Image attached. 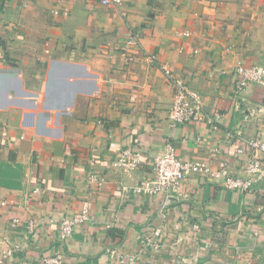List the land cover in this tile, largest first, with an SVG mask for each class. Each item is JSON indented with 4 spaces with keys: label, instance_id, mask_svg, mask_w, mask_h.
Masks as SVG:
<instances>
[{
    "label": "crops",
    "instance_id": "0c3cea01",
    "mask_svg": "<svg viewBox=\"0 0 264 264\" xmlns=\"http://www.w3.org/2000/svg\"><path fill=\"white\" fill-rule=\"evenodd\" d=\"M101 1L0 0V264H264V182L246 194L193 175L170 199L129 190L154 178L167 144L246 177L251 153L234 150L264 139V88L236 94V68L264 66V0ZM163 66L202 96L203 120L171 125ZM128 148L147 163L116 170ZM85 203L91 220L62 244L61 221ZM155 229L160 250L144 249Z\"/></svg>",
    "mask_w": 264,
    "mask_h": 264
},
{
    "label": "built area",
    "instance_id": "2783aa9c",
    "mask_svg": "<svg viewBox=\"0 0 264 264\" xmlns=\"http://www.w3.org/2000/svg\"><path fill=\"white\" fill-rule=\"evenodd\" d=\"M103 5L121 6L122 0H102ZM140 36L138 34L131 35L126 43V48L139 46ZM127 62L133 60V57L126 56ZM155 61V57L152 58ZM165 75L174 85V96L172 107L169 112V121L173 127L190 124L193 121H201L204 119V105L202 96L192 89L184 81L173 76L172 71L166 67H162ZM238 79L236 81L235 93H243L251 84H258L264 88V66L245 67L238 65L236 68ZM238 145L235 146L234 153L237 156L251 153L250 161L246 167V177H236L232 174L227 161H220L217 168L207 164L193 163L184 161L178 155L172 144H167L165 151L155 157L152 162L153 179H146L142 183L129 189L134 195L154 196L166 195L167 198H173L179 194L182 183L193 175H200L204 179L211 180L227 190L238 191L250 194L253 188L259 182H264V139L257 138L247 140L238 137ZM147 159L138 148H128L123 150L116 160L113 167L122 172H132L144 164ZM97 176H91L96 181ZM126 190V188H125ZM91 220L90 205L85 203L81 212L64 218L59 226V240L62 244L67 243L72 238L75 228ZM19 219L13 220V225L19 224ZM26 229L33 234L38 229V225L34 220L27 222ZM163 232L161 229L152 230L150 233L143 235L142 245L144 249L159 251L161 248ZM112 256L114 252H111ZM119 258H122L120 255ZM62 255H57L53 259L47 261L48 264H62ZM135 257H131L129 262L133 264ZM210 264H229V263H210Z\"/></svg>",
    "mask_w": 264,
    "mask_h": 264
}]
</instances>
